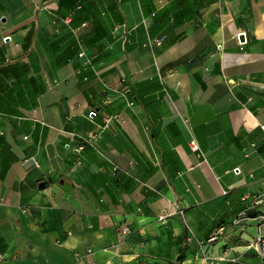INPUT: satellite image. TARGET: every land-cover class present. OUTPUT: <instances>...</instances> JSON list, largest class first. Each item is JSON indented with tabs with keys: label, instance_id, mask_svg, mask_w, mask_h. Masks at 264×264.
Returning a JSON list of instances; mask_svg holds the SVG:
<instances>
[{
	"label": "crops",
	"instance_id": "0c3cea01",
	"mask_svg": "<svg viewBox=\"0 0 264 264\" xmlns=\"http://www.w3.org/2000/svg\"><path fill=\"white\" fill-rule=\"evenodd\" d=\"M263 123L264 0H0L1 264H264Z\"/></svg>",
	"mask_w": 264,
	"mask_h": 264
},
{
	"label": "built area",
	"instance_id": "2783aa9c",
	"mask_svg": "<svg viewBox=\"0 0 264 264\" xmlns=\"http://www.w3.org/2000/svg\"><path fill=\"white\" fill-rule=\"evenodd\" d=\"M239 33H237V39L239 42V45L241 47V45L243 44L244 40L239 38ZM155 43H159V38H155L154 39ZM84 52L81 50L79 52V55H83ZM113 119H119V115L117 113L114 114H104L102 116V120H103V125L107 126ZM261 127L264 129V123L261 124ZM98 135V132H93L87 136H82L79 140V142L77 144L74 145V151L76 153L75 159H74V165H78L81 162L80 156H79V152L80 150L84 147L85 144H89L92 146H95V139ZM190 145L191 148L193 149H199L196 141L194 139L190 140ZM98 151H100L97 148ZM101 152V151H100ZM114 169H116V166L113 167ZM235 172L238 173L240 172L238 167H235ZM263 194L260 192H255L251 195V201L249 203V207H253L259 203H261L263 201ZM249 197V195H243L242 198H246ZM166 217V212H162L158 215V218L160 220L165 219ZM247 218V216L245 215V213L243 211H241L239 214H237L234 218H233V223H240L243 222L245 219ZM261 228H264V217L262 220V224L260 225V227L258 228L257 234L254 236L253 240H252V244L254 245V247L258 250L261 258L264 260V229L261 230ZM221 229V228H220ZM118 232L120 234L121 237H123L126 233L129 232V226L126 223H121L118 227ZM216 239V233H212L210 236H208V238H206L204 241H200L201 246L203 247L205 245L206 242L208 241H213ZM89 250V249H88ZM1 257H0V264H1Z\"/></svg>",
	"mask_w": 264,
	"mask_h": 264
},
{
	"label": "water",
	"instance_id": "95a60500",
	"mask_svg": "<svg viewBox=\"0 0 264 264\" xmlns=\"http://www.w3.org/2000/svg\"><path fill=\"white\" fill-rule=\"evenodd\" d=\"M239 38H240L241 40L243 39L242 34H240ZM26 162H33V159H32L31 157H28V158L26 159Z\"/></svg>",
	"mask_w": 264,
	"mask_h": 264
},
{
	"label": "rangeland",
	"instance_id": "374dc122",
	"mask_svg": "<svg viewBox=\"0 0 264 264\" xmlns=\"http://www.w3.org/2000/svg\"><path fill=\"white\" fill-rule=\"evenodd\" d=\"M259 256H260V254H259ZM260 258H261V256H260ZM260 260L262 261V263H264V260L262 258Z\"/></svg>",
	"mask_w": 264,
	"mask_h": 264
}]
</instances>
